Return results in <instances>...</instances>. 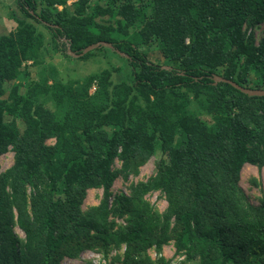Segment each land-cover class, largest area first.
I'll use <instances>...</instances> for the list:
<instances>
[{"label":"trees","instance_id":"16d2710c","mask_svg":"<svg viewBox=\"0 0 264 264\" xmlns=\"http://www.w3.org/2000/svg\"><path fill=\"white\" fill-rule=\"evenodd\" d=\"M15 1L24 19L0 35V159L14 153L0 171V264H65L122 247L120 264H169L170 244L195 264H264V196L254 205L240 185L246 164L264 167V96L214 84L264 90V38L253 33L264 0ZM27 20L65 57L68 46L112 43L131 82L114 83L118 69L61 81ZM151 45L163 65L149 60ZM105 48L121 57L101 47L79 59ZM157 153L154 175L113 193ZM90 190L102 197L84 210ZM153 192L163 212L147 200Z\"/></svg>","mask_w":264,"mask_h":264},{"label":"rangeland","instance_id":"374dc122","mask_svg":"<svg viewBox=\"0 0 264 264\" xmlns=\"http://www.w3.org/2000/svg\"><path fill=\"white\" fill-rule=\"evenodd\" d=\"M76 0H68L69 7H72ZM62 9V6L58 7ZM15 13V15L13 14ZM17 19H24V16L17 10L15 0H0V35H7L17 28ZM106 19V18H105ZM29 23H34L36 31L46 36V49L43 51L42 61L44 66H53L56 69L58 78L63 82H69L71 80H79L93 73H100L103 70L114 71L112 79L114 83H120L122 81L131 82L130 80V68L127 65L125 58L115 55L111 50L102 49L98 52L97 56L88 60H80L74 57H65L64 53L59 49L56 50L50 45V33L42 25H39L32 20H27ZM251 29H247V34ZM252 31V30H251ZM256 44H258L262 38H264V23L253 28ZM63 42L64 40H60ZM65 48V47H64ZM144 50L148 54L149 60L153 63L163 65L165 60L163 55L156 48V45L145 47ZM23 69L30 73V78L33 81L39 80L38 72L40 67L33 65L32 61L24 62ZM25 84L26 82H22ZM12 84H7V90L10 89ZM209 120V118L204 117ZM48 143L52 144L53 141ZM162 158L160 153L153 156L141 169L138 175H131L127 179L122 176L118 177L114 187L113 193L118 194L128 193L131 185L141 181H146L152 175L155 174L156 164L158 160ZM14 153L9 151L3 155L0 159V171L4 172L10 168L13 164ZM115 168H120V162H115ZM240 185L244 189L248 196L250 203L259 205L261 198L264 196V167L258 168L250 164H246L241 172ZM102 197V190H90L88 192L87 199L83 205L84 210H88L90 207L99 203ZM147 200L152 207L163 212L166 208V201L162 193L153 192L147 195ZM119 225H125L123 219L117 220ZM18 236L23 239L24 234L16 229ZM124 252V247L117 249L113 248L107 257H103L102 254L95 252H86L79 259L68 260L65 264H120L119 258ZM151 259L156 261L158 255L154 250L149 251ZM162 256L165 260L169 261V264H195V262H187L183 255H175V249L172 244L163 248Z\"/></svg>","mask_w":264,"mask_h":264},{"label":"water","instance_id":"95a60500","mask_svg":"<svg viewBox=\"0 0 264 264\" xmlns=\"http://www.w3.org/2000/svg\"><path fill=\"white\" fill-rule=\"evenodd\" d=\"M101 47H107L109 49L114 50L120 56L128 57L125 53H123L120 50L116 49L112 45V43H109V42H98L96 44L89 45L81 53L73 52L71 50L70 46H68V54L70 56L74 57V58H80V57H83L88 52L96 50V49H99ZM167 69H169V68L167 67ZM214 80H215L214 84H217V83H220V82L230 84L235 89L239 90L240 92H242V93H244V94H246L248 96H252V97L253 96H258V97L264 96V90L263 89H251V88H248V87H244V86H241V85L237 84L236 82H234L232 80L225 79V78H223L221 76H215Z\"/></svg>","mask_w":264,"mask_h":264}]
</instances>
